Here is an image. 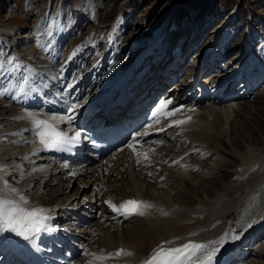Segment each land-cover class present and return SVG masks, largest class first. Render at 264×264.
I'll return each instance as SVG.
<instances>
[{
    "label": "bare ground",
    "instance_id": "obj_1",
    "mask_svg": "<svg viewBox=\"0 0 264 264\" xmlns=\"http://www.w3.org/2000/svg\"><path fill=\"white\" fill-rule=\"evenodd\" d=\"M182 1L177 0L176 6L181 4ZM175 11L174 21L171 24L167 38H172L174 34H177L176 23L179 19V11ZM201 22L202 20L199 21V25ZM34 29L35 27L30 28L31 32H34ZM67 29L65 28V30ZM71 31L72 29L66 32L69 34ZM31 32L16 33L15 35H18L17 44L24 41L25 43L30 42L32 38H30L29 33ZM208 32V37H205L203 43L200 42L201 38L198 35L196 36V42L192 44L202 43L203 45L205 41L208 42L205 50L207 48L210 57L207 65H210L212 63L210 59L222 58L220 55L216 56L215 53L219 50L218 37L220 39L221 31L211 34ZM253 32L254 29H249L248 36L246 35L244 40L245 45L246 41L249 43L246 52L240 56V59H244L243 66L241 65L239 69L228 74L229 77L231 76L230 81H236L235 85H240L237 82L245 83V87L240 88L237 94L234 93V90H231L230 95L227 96L229 99L222 101V99L212 97L213 95L217 96L212 91L216 88H208L209 80L204 81V87H199L197 90L198 92L206 91L208 93L207 100L211 103V106L197 107L193 105L194 100H189L192 92L188 93V88L192 85V89H195V79L190 78L191 74H189V77L184 76V84L178 83V87L174 88L175 91L172 95L161 99L172 101L171 104L167 105V111L180 110L176 111L174 115L165 117L162 124L160 119L154 129L147 130L145 132L147 135L143 136H149L151 139L141 143L139 147L135 148V152L125 149L107 159L102 165L90 166L81 163L77 168L73 167L68 170L69 167L55 163H32L36 157H40L39 153L43 150L32 130V122L28 119H18V117L25 116L26 113H32L37 119L44 120L48 118L53 123L58 122L60 125L66 126V133L71 131V125L61 120L64 115L59 116L56 113L50 115L39 114V98L35 93H30L28 86L25 88L24 93H21L16 99L12 98L17 93L16 90L19 91V85L24 83V80L21 81V79L24 77L23 73L25 72L19 69L18 73L16 72V81L8 85L10 87L14 86L18 80V89L10 90L7 87L9 91L0 96V100L7 101L4 103V109L9 107L15 109L13 112L9 110L7 113L0 114V188L3 186V181H7L10 186L17 189V193L12 194V198L23 194L28 201L27 207L48 209L55 223L65 221L67 218V224L61 229L70 234L71 232H77L78 236V229H74L73 223H86L87 218L83 217L84 214L82 213L90 214L96 207H106L105 209L108 212L107 215L103 214V216L106 215L107 217L105 219L99 218L101 220L99 226L93 229L91 233H85L80 238L71 234L79 241L84 242L85 238V241L89 240L90 242L89 247L84 246L82 254L79 255L78 264H89L92 261V256L87 255V253L107 256L110 253H115L118 249L131 252L132 255L93 261L92 264H142L153 249L165 241H174L172 245H167L169 247L179 246L190 240L206 243L220 238L226 233L229 226L233 227L238 234L233 238L227 237L221 251L217 254V258L224 257L227 252H232L236 245L240 246L242 251L246 249L251 255L252 250L247 245L248 243H245L247 239L244 238L252 233L259 232L261 234L262 231L264 236V145L255 147L251 142H246V148L240 150L237 140L243 136L242 130L245 120L257 125L259 118L264 119V92L260 93L262 91L261 85L264 84V67L262 71L258 70L255 77L252 78L255 67L253 66L254 55L253 47H250L252 40L250 38ZM64 39V32L60 31L55 36L53 35L52 42L46 44L43 41L36 46V50H41V53L33 52L31 58L41 63V69L39 70L33 69L36 63L24 58L26 55L30 58L31 54H21L19 58L25 59L22 67L24 66V68L34 73V77H37V79H33L29 75L27 76L29 82L36 86L35 92L43 91L44 94H49L48 90L44 89L48 87L54 92H58V95L63 90L67 91L65 92L67 96L77 97L81 95L82 101L71 103L80 104V108L74 112L76 122L71 124L82 127L93 122L91 117L84 119L87 116L86 109L90 106L91 101H93L92 105H95L99 100L95 98L96 95H94L92 86L85 85V81L80 82L79 79L69 82L71 72L69 66L71 67L72 63L80 64L82 59L77 52L75 55L71 54V60H69L57 50V46ZM165 39L166 37L160 38L159 41L155 39V44H149L146 53L158 54L160 49L166 47ZM210 46H212L211 50H209ZM95 48L99 49L97 44ZM99 51L103 52L101 48ZM99 51L95 49V53ZM127 51L126 49L122 50L121 55H126ZM198 55L199 53L196 54V56ZM108 56L107 54L106 59ZM56 57L58 60L53 62ZM61 57L63 58L60 60ZM89 58H91L90 66H92L93 72L98 71L100 74L105 66L104 63L97 62L93 65V59L95 58L93 53L90 54ZM121 58L120 54L114 53L116 65L111 67V75H108L107 78H113L115 73L118 72L115 68L120 64L117 62ZM47 61L53 62V64ZM180 61H186V59L180 58ZM203 63L204 61H199V64ZM28 64H30L29 67ZM248 65L247 71L242 72L240 70L242 67H248ZM45 68L46 70H44ZM131 68L127 66L124 70L120 69L121 72H118V76L120 74L121 76L130 74L133 71ZM67 70L69 74L65 75ZM218 73L219 71H216L211 78L218 77L221 74ZM245 73H248V78L244 77V75L247 77ZM11 74L12 72L10 75L7 74L10 76L9 80L12 78ZM88 78L92 81L91 73ZM258 80H261L259 84H257ZM63 81H65V84L62 85ZM94 82L95 79H93ZM217 84H219V80H217ZM158 85L162 86L161 83ZM151 86L153 87L155 84H149V87ZM186 93H188L187 99H181L182 95L186 97ZM45 96H47L46 100H50L49 95ZM251 96L253 98L249 100ZM223 102L227 104L222 105ZM71 104L55 103V108L67 109ZM256 105L259 108L255 110ZM81 112L84 113L80 119L78 116ZM177 120L186 122L176 125L174 121ZM223 141L231 147L228 155L231 154L238 159L239 163L232 171L233 180L223 182V185L218 186L216 182L223 174L217 177L216 171L224 170L222 168L227 167L228 164L226 158L220 157L221 154H219L224 148L222 146ZM188 142H190V146L181 155L171 154L168 155L169 157L166 156L168 157L165 161L167 167L162 170L164 174H159V181L157 180L158 177L148 179L142 176L141 179H144L142 182L146 181V187L143 189L124 179V177L134 178L135 174L132 172V167L137 160L145 159L144 153L148 156L152 151L160 153L165 144L167 149H176L180 144H187ZM170 163L175 164V166L173 168L169 167ZM145 171L155 174L151 169ZM169 174L178 176L175 185L168 179ZM16 178H21L19 184L15 180ZM87 178L88 180H86ZM52 186L55 188H50ZM207 188H209V191L213 189L212 193L207 191ZM127 198L145 201L153 207L147 209L144 216L136 215L134 218L130 216L126 218L123 215H117L105 203V201H109L111 204L119 206L120 203L128 200ZM74 211H76L75 214ZM162 212L167 213V215H163ZM99 232L106 234H99ZM192 233H195V235H192ZM2 234L3 232H0V237ZM89 237H93L95 241L89 239ZM259 246V250L248 264H264V244L260 243ZM54 248L55 246L52 245L51 249Z\"/></svg>",
    "mask_w": 264,
    "mask_h": 264
},
{
    "label": "rangeland",
    "instance_id": "obj_2",
    "mask_svg": "<svg viewBox=\"0 0 264 264\" xmlns=\"http://www.w3.org/2000/svg\"><path fill=\"white\" fill-rule=\"evenodd\" d=\"M176 1L177 0H0V22L6 23L8 25H14L17 28H21L20 30L18 29V31L20 33L31 32L30 28L35 27V29H34L35 31L34 32L32 31L34 33L35 37L32 39V41L30 40L31 42H28V43H25V41L20 42L21 44L18 43L16 49H13L10 52L4 51L2 53L3 55H1V56H2V59H3V57H5V60H7V58H9V57H15L16 58V56H14L15 51L16 52L18 51V56H20L21 54L29 53V54H31L30 58L27 57V55L24 58L29 59L31 62L36 63V66H33V69H35V67H38V66L40 67L41 63L36 62L31 57L34 54L33 52L41 53V50H36V46L38 44H40V41L42 40L41 38H45L49 34L48 38L50 37V40H51V38L54 35V34L52 35L51 31H53L55 29H59V28H61L63 30L65 28H70L71 24H73V26H74L72 31L77 30L78 32L81 33V31H79V28H80L82 21L85 19L86 16L89 17V21L96 19L98 17V19L96 21L89 22L86 25V27L83 29L84 30L82 33L83 36L81 37L82 39L80 41H78V42H74V40L72 41L73 46L76 43H77V47L82 46L85 44L86 39L93 34L95 36H99V35L102 36L103 34L106 33V36H107V34L109 33V30H110V24L116 20V17L119 14V9L122 11L123 15H125L124 17H122L121 27H120L119 33L128 43H130L131 41L133 42L129 46H126V47L122 46V47H123V49H126V51L131 47L130 48L131 50L129 49V51H127V53L130 54V51H132L133 49L136 50L140 46L146 45V41H148L147 44H149V40H146V38L148 37V35H150L151 32L153 33L154 31L157 30L158 26L162 22V19L165 17L166 13L168 14L171 11V8L173 5L176 7V9H178L177 7H179L183 4L185 5V2H186V5L185 6L183 5L181 8V11L179 12V19L177 22L179 28L186 30V29H188V27L191 23L190 18H192L195 14L198 13L197 11H194L195 3L196 4L198 3V5L199 4L204 5L203 3L207 2V0H183L181 4L176 6ZM211 1H213V4L211 3ZM211 1L209 2V7H207L205 5L206 11L208 10V14L204 15L200 18L202 20L201 23L207 24L208 22L210 23V20H212V22L217 24L218 27H219V24L222 22L223 19H224L223 20V27L226 26L230 22L231 17L234 14L233 12H230V11H232V7L237 5V4L239 5V10L235 14V16L233 17L230 24H228L224 29L222 27L219 31H218L217 27H216L217 29L216 28L213 29L214 31L212 30L213 32H218V33L220 31L222 32V38H220V40L218 39L220 41L219 45L222 47V48H220V46H219L222 54L225 55L229 51L231 53V50L235 47L233 49L234 50L233 51V53H234L233 57H236L237 54L239 53V50H240L238 48V46H244L245 45L244 40L240 41L241 40V38H240L241 32L239 33V37H238V34L235 33L238 29L237 27L240 24L242 26L244 24L245 13L243 11H244V9H246V6L249 5V7L253 10L252 15H254V19L256 20L257 23H259L258 26H260V27L263 26V24H264V0H242V1L241 0H211ZM239 2H240V4H239ZM82 4H84V7H83V10H80L81 9L80 6ZM212 5H214L213 9H212ZM96 8H99L98 9L99 13H98L97 17H95L96 16V14H95ZM78 10H79V12H77ZM211 10H212V13H211ZM178 11H179V9H178ZM228 12H230V13H228ZM83 13H85V14L83 15ZM175 13H176V11L173 12L171 16L168 15L167 19L164 21V26L161 30V33L157 37L153 38V40L157 39L159 41L160 38L163 39L166 37V39L164 41L166 47H168L169 42H171L172 39L177 36V34H174L172 36V38H167V34L170 32V29H171L170 28L171 24L174 21V17H175L174 14ZM78 14H79V16H78ZM208 17L210 20L208 19ZM71 19L74 20L73 23L71 22ZM226 19L228 20L227 22L225 21ZM146 20H147L146 28L140 29V32H139V28L141 27V25L143 23H145ZM124 22H126V24H124ZM92 23H94V24H92ZM253 26H255V25L253 24ZM203 30H205V29L203 28ZM208 30H209V28H208ZM72 31L69 34H71ZM31 33H29V35ZM154 34H156V33H154ZM252 34H253V36H252ZM252 34H251V38H250V39H252L251 44H252L253 39L256 38V36H257V33L255 30ZM146 35H147V37H146ZM106 36H104L103 38H101L99 40V43H101V46L103 47V49L101 48V50H103V51H104V46L107 43ZM30 38H31V35H30ZM45 42H46V44L50 43L47 41H45ZM152 44H155V43L153 42ZM93 45H94V43H92L91 46L93 47ZM72 47H70V49ZM97 47L100 49L99 46H97ZM95 49L99 50L97 48H94L91 50V53L89 51L85 54V56L88 58L89 55L92 54L93 51H95ZM244 52H246V51H244ZM62 53L68 55L69 51L64 47L62 49ZM230 53H228V54H230ZM233 53H231L230 55H232ZM259 53L264 54V45H262L259 48ZM115 54H117V53H115ZM254 54H255V50L253 48V55ZM108 55H110V54H108ZM242 55H238V59H240L241 58L240 56H242ZM101 56L102 55H98L96 58H94L93 59L94 62H96L99 58H101ZM229 56L227 57V59L229 58ZM18 59H19V61L14 60L12 65H6L7 68H12L13 69L12 71H5V72H3V74H0V89H4L3 84L6 82H9V79H10L9 75L11 72H12V74H11L12 78L11 79L16 78V75H17L19 69H22L23 72H25V73H23L24 77H27L29 75V77H33V79H37V77L33 76V74H34L33 72L24 68V66L22 67V65H23L22 61H20L21 58H18ZM55 59L58 60L57 57ZM122 62H123V58H121L117 63H122ZM227 63H228V61H227ZM239 63H240V66L241 65L243 66V61L238 62V64ZM16 64H22L21 68L19 67V69L17 71L15 70ZM29 65L30 64H28V67H29ZM119 65L120 64H118L117 67ZM221 65L224 67L226 65L225 61H222ZM123 66L124 67L121 70H124L127 67V65H124V64H123ZM54 67H56V66L54 65ZM117 67L115 69L119 70V68H117ZM39 69H41V68H39ZM44 70H46V68ZM113 71H115V70H113ZM7 74H9V75H7ZM218 74H220V73H218ZM19 75H20V72H19ZM23 78L21 79V81L24 80ZM17 85H19V84H17ZM8 87L10 90L15 89L14 88L15 85L11 86L12 88L10 86H8ZM5 88H7V87H5ZM263 92H264V87L260 93H263ZM252 98H253V96H251L249 100H251ZM6 102H7L6 100H3V99L0 100V114L7 113V111H9V110L11 112L15 111V109H13L12 107H9L8 109H4V103H6ZM254 108L256 110L259 107H258V105H256ZM242 132H243L242 133L243 136L237 140V145H238V148H240V150H244L246 148V146H247L246 142H251L252 144L255 145V147H261L264 145V119L263 118H259V122L257 123V125H256V123L249 122V121L245 120ZM222 146H224V148H222V150L220 151L219 154H221L220 157L226 158L228 164H227V167L225 166L224 168H222L224 170L220 169L219 171H216L217 177H219L218 175L223 174L220 176V178L216 182V184L218 186L223 185V182H230L231 180H233L234 177L232 176L233 175L232 171H233L234 167L239 163L238 159L234 158L231 154L228 155V151L231 149V147H229V144L223 141ZM180 149L181 148L178 147L177 152H181V151L182 152L178 153V155L182 154L186 148H182L181 151H180ZM170 150L173 151L172 149H170ZM155 153H157V152H153V154H155ZM157 154H160V153H157ZM163 157H164V160L166 161L169 156L168 157L163 156ZM166 164L167 163H165L164 167L161 169V174L163 173L162 170H164L167 167ZM155 165L158 166V164H155ZM141 166L142 165H139V166H137V168H141ZM170 166L173 168L175 166V164L170 163L169 167ZM137 168H134V170H132V172L135 174L134 178L133 177H131V178L130 177H124V179L132 182L133 184H136L137 187H139V188L142 187L144 189V187H146V181L141 182V184H138L139 179H141L142 176H141V174L140 175L138 174L139 172H137ZM159 172H157V173H159ZM135 177H136V179H135ZM221 178H223V179H221ZM168 179L170 180L171 183H173L175 185L176 182L178 181V176L175 174H169ZM15 180L18 182V184L21 182V178L20 179L16 178ZM86 180H88V178ZM143 183H145V184H143ZM143 189H141V190H143ZM212 190L209 191V188H207V191H209L211 193H212ZM94 199H95V197H94ZM172 209H174V207H172ZM100 215H101L100 214V208H96L93 211L91 223L95 224V222L97 221L98 217H100ZM106 215H105V217H107ZM99 234H106V233L99 232Z\"/></svg>",
    "mask_w": 264,
    "mask_h": 264
},
{
    "label": "snow or ice",
    "instance_id": "obj_3",
    "mask_svg": "<svg viewBox=\"0 0 264 264\" xmlns=\"http://www.w3.org/2000/svg\"><path fill=\"white\" fill-rule=\"evenodd\" d=\"M75 55V52L73 53ZM71 59V57H69ZM15 57H9L7 60H0V74L5 71H12V68H7L6 65H12ZM19 69V64L15 65V70ZM24 83L19 85V91L12 97L16 99L21 93L25 92V84L27 83V77H24ZM9 89H0V96L5 95ZM66 103H68L66 101ZM172 101L161 100L159 104L153 109L151 115L153 118L158 116H170L174 115L176 111L180 109H173L167 111V105ZM80 108V104H71L67 107V116L61 117V120L67 124H71L75 119L74 112ZM18 119H28L32 122L33 132L38 138V142L43 146L44 150H57L65 151L64 145L75 143L80 137V132L76 131L74 135L69 136L63 131H58L54 124L47 120L37 119L32 113H26L25 116L18 117ZM158 123L159 120L156 119ZM186 121H174L176 125L185 123ZM147 135V133H137L136 136ZM135 140L136 137L134 136ZM129 148L136 151L132 144L128 145ZM144 158H147V154L144 153ZM140 161L137 160V163ZM17 189L8 184L7 181H3V186L0 188V232L14 233L17 237H22L29 244H35L37 238L44 233H50L54 229L50 226L51 217L47 214L48 209L43 207H27L28 201L23 194H19L16 198H12V194H16ZM117 215H123L126 218L129 216L137 215L144 216L146 210L153 207L150 203L140 200H126L119 204V206L111 204L109 201H105ZM167 215V213H163ZM195 235V233H192ZM227 233L222 235L216 240H210L206 243H198L188 241L179 246L169 247L174 241L168 240L158 245L149 254L148 258L142 262V264H214L217 254L221 251L225 243ZM92 256L93 261H100L109 259L112 257L131 256V252H126L123 249H118L115 253H110L107 256L96 255L94 253H87Z\"/></svg>",
    "mask_w": 264,
    "mask_h": 264
}]
</instances>
